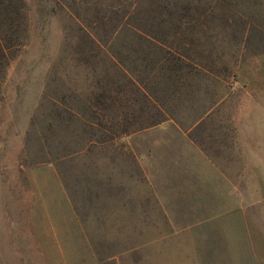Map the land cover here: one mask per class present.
<instances>
[{
    "label": "rangeland",
    "instance_id": "1",
    "mask_svg": "<svg viewBox=\"0 0 264 264\" xmlns=\"http://www.w3.org/2000/svg\"><path fill=\"white\" fill-rule=\"evenodd\" d=\"M139 1L21 0L0 264H264V0H212L186 62L133 52Z\"/></svg>",
    "mask_w": 264,
    "mask_h": 264
},
{
    "label": "trees",
    "instance_id": "2",
    "mask_svg": "<svg viewBox=\"0 0 264 264\" xmlns=\"http://www.w3.org/2000/svg\"><path fill=\"white\" fill-rule=\"evenodd\" d=\"M211 1L140 0L134 8H131V18H134V25L138 30L134 36L140 45V47L135 45L133 52L143 61L155 57L156 60L160 58L171 61L177 58L186 62L183 59H189L190 56L186 50H180L179 57L177 56L176 52L180 48L176 41H179V45L189 41L185 39L187 29L196 28L201 24V18L211 8ZM23 9L24 4L21 0L0 3V75L22 44L20 26L25 15ZM186 66L187 64H182L178 67Z\"/></svg>",
    "mask_w": 264,
    "mask_h": 264
}]
</instances>
